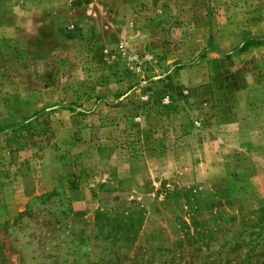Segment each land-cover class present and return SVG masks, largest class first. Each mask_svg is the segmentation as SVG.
<instances>
[{"label": "rangeland", "instance_id": "374dc122", "mask_svg": "<svg viewBox=\"0 0 264 264\" xmlns=\"http://www.w3.org/2000/svg\"><path fill=\"white\" fill-rule=\"evenodd\" d=\"M0 264H264V0H0Z\"/></svg>", "mask_w": 264, "mask_h": 264}]
</instances>
